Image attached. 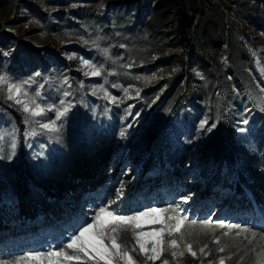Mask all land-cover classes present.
<instances>
[{"label": "rangeland", "instance_id": "rangeland-1", "mask_svg": "<svg viewBox=\"0 0 264 264\" xmlns=\"http://www.w3.org/2000/svg\"><path fill=\"white\" fill-rule=\"evenodd\" d=\"M157 1L0 0V76L6 78L0 83L1 101L12 111L33 116L7 98V83L29 81L18 98L34 99L44 109L33 116L39 125L55 121V131L42 129L59 148L62 119L85 106L95 146L109 150L106 162L99 159L89 174L40 173L24 156L13 168L3 158L11 125L0 117V264H13L29 252L58 250L101 207L126 216L165 209V217L186 219L183 240L181 233H165V241L175 238L179 247L171 249L166 243L154 261L147 258L150 251L140 252L134 236L161 225L121 228L117 242L136 264H219L221 258L224 264H260L264 107L253 106L241 76L250 75L264 94V7L247 0L249 17L244 20L233 4L241 0H211L229 21L225 28L218 10L212 21L191 28L194 50L186 58V70L194 84L187 92L185 81L173 88L165 82L184 66L181 47L175 41L165 50L153 49L148 38L145 25ZM171 20L163 27L172 28ZM169 33L165 31L168 42ZM17 39L34 50H64L58 62L36 59L39 64L33 67L25 63V53L17 52ZM159 56L166 61L156 65ZM93 70L100 74L93 75ZM129 79L134 84H126ZM65 108L68 111L57 118L56 110ZM73 174L78 175L74 180ZM206 219L210 223L201 227L199 222ZM192 220L197 224L189 226ZM231 224L240 228L221 226ZM217 237L218 244L213 242ZM221 247L223 252L218 251Z\"/></svg>", "mask_w": 264, "mask_h": 264}, {"label": "trees", "instance_id": "trees-1", "mask_svg": "<svg viewBox=\"0 0 264 264\" xmlns=\"http://www.w3.org/2000/svg\"><path fill=\"white\" fill-rule=\"evenodd\" d=\"M256 2L258 5L264 7V0H256ZM233 4L241 9L238 14L244 20H248L249 9L246 7H248L249 2L241 0L240 2L233 1ZM218 10L220 11V8L213 5L211 0H158L155 3L154 9L145 25L149 31L148 38L153 40L152 48L162 51L172 46L173 42L176 41L182 50L179 58L184 66L181 71H178L172 78L165 81L169 84L170 88L185 81L187 92H192L194 77L186 70V58L192 57L194 50L190 30L195 24L196 28L200 29L202 22L212 21ZM218 14L222 16V19H225L224 27L226 28L229 16L221 11ZM169 17L172 18L173 27H163V22L168 20ZM126 28H132L128 20ZM141 30L143 29L141 28ZM166 30H170L168 36H172V41H166ZM227 33L226 43L230 45L231 43L228 39L230 33L228 35ZM233 37L234 33L232 32L231 42ZM177 44L174 46H177ZM16 46L19 54L25 53V63L33 67L39 64L36 59L41 60V62L47 59L58 62L64 50L58 48L34 50L28 47V43L20 39H17ZM69 49L72 50L73 48L70 47ZM164 61L166 59L159 56L155 64L157 65ZM241 81L245 82L246 90L253 106L257 109L263 108L264 94L252 77L244 74L241 76ZM134 82V79H129L126 81V84H134ZM227 84L230 87L229 81H227ZM229 96H231L230 101H232L233 92ZM0 117L4 118L11 125L12 136L10 139L8 136L5 137L3 158L13 168L18 166L20 158L24 156L32 168L40 173H56L59 177L61 171L71 173L75 172V170H81V173L89 174L97 167L96 163H100L101 161L105 163L108 158L109 150H101L96 147L94 139L88 132L89 123L86 119L85 106L76 107L68 118L62 119V148H59L54 143L52 137L40 127L36 117L24 112L12 111L1 99ZM13 142H15V148L9 149V146ZM77 176L73 174V180Z\"/></svg>", "mask_w": 264, "mask_h": 264}, {"label": "snow or ice", "instance_id": "snow-or-ice-1", "mask_svg": "<svg viewBox=\"0 0 264 264\" xmlns=\"http://www.w3.org/2000/svg\"><path fill=\"white\" fill-rule=\"evenodd\" d=\"M7 53H5L6 55ZM107 53L105 52V55ZM85 66H89L88 61H83ZM93 75H99L100 73L96 70L92 71ZM37 75H39L37 73ZM0 83H6V78L0 76ZM29 81H24L21 84L7 83L8 90V99H15L17 104H22L23 110L25 112H31L33 116H39L44 112V109L40 107L34 99L27 102L20 100L18 97L22 93L23 85L28 84ZM127 91V89H125ZM15 93V96L13 95ZM27 96V92L23 93ZM68 93H65L67 95ZM37 96L39 93L36 94ZM115 99V98H113ZM29 104L34 105V107H29ZM60 104L63 105L64 101L61 100ZM55 106L53 105L48 110H54ZM68 111L67 108L64 109V112L56 110L57 118L61 115H64ZM247 123V121H245ZM205 122H201L200 127L204 128ZM40 127L48 129L50 131H55V121L51 123L41 124ZM214 127V125H213ZM208 131L211 128L207 129ZM121 136L124 135V131H121ZM3 137L0 136V139ZM12 147L15 148V142L12 143ZM185 200L188 197H184ZM179 205H177V208ZM175 211V209H171ZM167 211L165 209L149 208L146 211L137 212L134 215L126 216L119 215L110 211L108 208L101 207L92 217L91 222H85L83 226L79 227L78 231L75 232L69 239L66 244H63L59 247L58 250L49 249L47 252H29L25 256L18 257L13 264H21V262H26V264H64V262H80V264H88L89 261L93 264H136L133 260V257L129 254L128 251L123 250L122 245L117 242L116 234L118 231L127 226H132L135 229L141 228L145 223L150 224H159L161 227L153 228L150 231H141L135 233L136 244L139 245V250L142 253L147 254L149 251L151 255L147 258L149 260L159 259L160 256L165 251V244L167 243L168 247L171 249H176L179 247V244L175 238H171L165 241V233L169 237L173 236V233H181V239L183 240L182 229L186 224V219L177 217V216H167L165 217L163 213ZM174 221V223H171ZM201 227L207 226L210 221L203 220L199 222ZM189 226L197 224L196 220L188 222ZM222 227H227L230 229H239L240 225H221ZM245 232L250 231L249 229H244ZM225 236L228 233H224ZM239 235V232H237ZM253 236L256 234L253 233ZM264 238V236H262ZM214 243H219V238L217 237ZM151 244V248H147V244ZM185 247L188 249L192 255H196L192 251V245L186 244ZM207 247V245H205ZM70 250V251H69ZM201 252H204V248L200 249ZM218 251L223 252L224 248L221 247ZM172 256L177 255L176 251H172ZM183 255V252L180 253ZM163 264H168L167 260L163 261ZM219 264H224L223 258L220 259ZM260 264H264V253L261 254Z\"/></svg>", "mask_w": 264, "mask_h": 264}]
</instances>
